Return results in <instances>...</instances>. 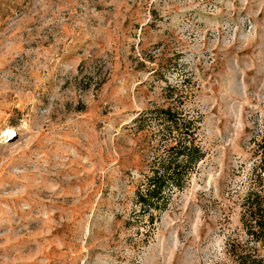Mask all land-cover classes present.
Here are the masks:
<instances>
[{
	"label": "rangeland",
	"instance_id": "374dc122",
	"mask_svg": "<svg viewBox=\"0 0 264 264\" xmlns=\"http://www.w3.org/2000/svg\"><path fill=\"white\" fill-rule=\"evenodd\" d=\"M263 210L264 0H0V264H239Z\"/></svg>",
	"mask_w": 264,
	"mask_h": 264
},
{
	"label": "trees",
	"instance_id": "16d2710c",
	"mask_svg": "<svg viewBox=\"0 0 264 264\" xmlns=\"http://www.w3.org/2000/svg\"><path fill=\"white\" fill-rule=\"evenodd\" d=\"M168 118L174 119V115L168 114ZM198 157L199 150L194 147L191 140L185 139L184 146L176 148L168 158L159 161L158 167L153 168V174L147 179V192L138 196L139 202L144 207H158L165 191L173 186H180L184 174L191 169L192 161ZM258 215L255 213L254 216L257 218L253 220L257 230L252 231L251 235L256 242L264 243V210ZM239 264H264V258L256 255V252L249 251Z\"/></svg>",
	"mask_w": 264,
	"mask_h": 264
}]
</instances>
